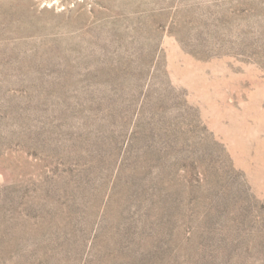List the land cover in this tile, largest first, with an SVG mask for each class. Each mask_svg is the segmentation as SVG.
<instances>
[{
	"label": "rangeland",
	"instance_id": "rangeland-1",
	"mask_svg": "<svg viewBox=\"0 0 264 264\" xmlns=\"http://www.w3.org/2000/svg\"><path fill=\"white\" fill-rule=\"evenodd\" d=\"M0 264H264V0H0Z\"/></svg>",
	"mask_w": 264,
	"mask_h": 264
}]
</instances>
